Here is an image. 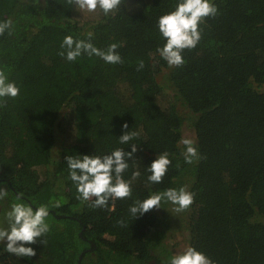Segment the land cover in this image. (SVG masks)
I'll return each mask as SVG.
<instances>
[{"label":"trees","instance_id":"1","mask_svg":"<svg viewBox=\"0 0 264 264\" xmlns=\"http://www.w3.org/2000/svg\"><path fill=\"white\" fill-rule=\"evenodd\" d=\"M177 2L125 0L108 16L79 20L67 0H0V23H12L0 36V70L20 88L0 107V187L8 190L0 219L8 228L14 203L47 205L50 226L44 243L26 245L34 257L0 243V264H170L173 204L136 218L129 208L185 184L195 194L187 247L215 264H264V0H214L218 14L201 24L196 48L169 67L156 51L165 43L157 21ZM89 33L102 50L116 43L123 62L58 54L65 36L87 41ZM125 122L139 136L120 144ZM184 124L201 156L192 164L180 142ZM131 144L137 152L123 173L131 198L106 208L77 199L65 157L130 152ZM165 151L171 165L151 183L148 167Z\"/></svg>","mask_w":264,"mask_h":264},{"label":"clouds","instance_id":"2","mask_svg":"<svg viewBox=\"0 0 264 264\" xmlns=\"http://www.w3.org/2000/svg\"><path fill=\"white\" fill-rule=\"evenodd\" d=\"M77 10H87L95 13L97 9L104 16L118 11L125 0H67ZM218 14V8L214 0H178L175 9L159 17L157 27L165 43L156 51L167 62L169 67H181L185 61L182 53L184 50L196 48L202 38L203 29L201 24L206 18H214ZM12 27L11 21L0 23V36L4 35ZM89 39L78 40L71 35L64 37L58 54L69 62H75L82 54L89 57L96 56L108 64L122 63V58L116 51L119 47L116 43L109 45L107 50H102L91 43L92 33ZM144 67V62L139 61L137 70ZM20 94V88L15 82L9 81L5 72L0 70V107L6 106L7 98H16ZM128 124L122 125L123 134L119 137L120 144H129L139 136L136 131H129ZM181 143L185 146L183 153L185 163L192 164L201 159L195 141L183 138ZM131 151L116 148L110 154L103 156L95 155H68L65 157L69 177L76 185L77 199L85 202L92 201L93 208H106L109 200L126 199L132 196L131 181L123 178V173L128 169V160L137 152V145L131 144ZM171 165L167 151L160 154L153 162L148 171V181L154 184L162 183ZM140 176L139 171L132 174V179ZM8 195L5 187H0V200ZM195 194L185 187L168 188L162 192L153 193L143 201L137 200L129 211L136 218L143 216L152 209L161 208L162 202H170L175 205L176 212H183L194 203ZM19 199V197H18ZM55 207H59L56 202ZM49 216L47 205L33 208L23 203H14L7 213L8 228H0V243H5V251L16 257H34L36 252L33 245L41 240L50 230L46 218ZM123 225V221H119ZM170 264H215V262L203 252L194 247H187L182 253L171 258Z\"/></svg>","mask_w":264,"mask_h":264},{"label":"rangeland","instance_id":"3","mask_svg":"<svg viewBox=\"0 0 264 264\" xmlns=\"http://www.w3.org/2000/svg\"><path fill=\"white\" fill-rule=\"evenodd\" d=\"M99 14H100L99 9H97L95 13L87 12V10H77L76 9L75 16L79 20H87V19L92 20V19L98 18L100 16ZM158 78L160 81L164 82V79L162 78V76L159 75ZM166 88H167L166 90L171 94L172 92L171 89L168 88L167 86ZM161 104L165 105V101L163 100ZM181 111L185 112L186 110L181 108ZM181 137L182 139L189 138V139L194 140V133L187 124H184L182 127ZM59 143H60V140L59 142L56 143V148H58ZM185 188L187 189L186 184H185ZM170 207H171L170 212L172 214L171 216L173 217V219L171 218L170 220L171 222L170 224L173 227V230L170 233H168V236L165 239V243L168 244L172 255H176V254L182 253L188 246V243H187L188 233H187V230L184 228V226L186 225L187 213L186 211L179 212V213L176 212L175 205H171ZM4 222H5L4 220L0 219V227H4ZM3 244L6 245L5 243Z\"/></svg>","mask_w":264,"mask_h":264},{"label":"flooded vegetation","instance_id":"4","mask_svg":"<svg viewBox=\"0 0 264 264\" xmlns=\"http://www.w3.org/2000/svg\"><path fill=\"white\" fill-rule=\"evenodd\" d=\"M148 264H160V263H158L155 259H152V260H150V262Z\"/></svg>","mask_w":264,"mask_h":264}]
</instances>
